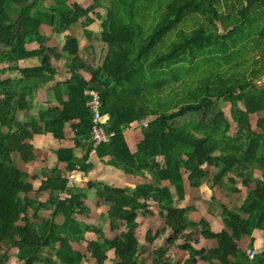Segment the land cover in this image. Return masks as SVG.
Listing matches in <instances>:
<instances>
[{
  "label": "trees",
  "instance_id": "trees-1",
  "mask_svg": "<svg viewBox=\"0 0 264 264\" xmlns=\"http://www.w3.org/2000/svg\"><path fill=\"white\" fill-rule=\"evenodd\" d=\"M69 2L54 0L42 7L38 0H0V46L7 49L0 59L17 65L38 57L42 63L38 68L20 69L21 80H4L0 72V264L9 263L13 249H18L21 264H86V255L73 246L83 242L89 244V264H107L111 252L113 264H146L148 258L151 261L147 264H181L166 257L167 248L180 240L185 243L178 248L189 254L184 264H198L199 260L264 264V250L251 260L238 245L244 237H252L254 230L264 231V114L258 121L261 133L250 124V114L264 113V85L258 84L264 76V0H110L106 18L96 11L102 6L101 0L88 7ZM191 14L196 15L192 18L200 26L187 33L181 26ZM96 19L101 21V41L108 46L102 66L94 69L81 63L71 69V79L61 87L69 99L62 109L41 112L44 127L36 119L21 123L17 112L29 109L27 97H31L25 82L55 72L52 50L45 46L47 39L40 33L41 27L49 25L55 34H63L80 21L88 27ZM174 30H180L179 40L158 51ZM33 42L41 48L28 51L26 46ZM63 51L78 61L77 38L67 37ZM81 70L91 73L90 81L80 75ZM203 70V75H210L196 88L185 91L182 100L161 102L162 89ZM89 89L99 93L101 113L109 116L106 131L113 134L108 143L97 146V155L110 157L105 162L127 174L153 180L134 188L88 182L89 188L96 187L101 200L110 203L112 230L121 224L125 228L112 240L102 228L77 218L78 214L90 213L85 192L60 197L61 192L70 190L68 176H47L40 188L51 190V194L42 203L28 195L33 190L30 179L36 175L21 169L14 158L19 155L30 162L35 158V148L29 142L35 135L52 133L61 138L68 122L79 121L73 127L77 144L88 142V147L82 159L70 156L68 169L80 164L83 170H90L93 165L87 161L94 145L93 115L85 94ZM221 101L231 105V118L237 124L234 135H230L232 125ZM149 118L142 142L131 152L125 129ZM63 153L72 155L70 149H62L60 159ZM212 167L217 169L214 175ZM256 171L262 176H256ZM186 175L192 188H200L206 180L230 193L239 191L240 181L249 188L243 204L233 208L223 205L225 230L214 232L206 218L192 221L189 214L195 206L175 205L169 186L161 185L167 181L174 187L177 200L182 201ZM151 200L158 205L164 228L147 230L141 243L137 216L139 212L153 214ZM45 207L52 209L49 218L39 214ZM60 214L64 221L58 224L56 216ZM166 231L165 246L147 250ZM90 233L96 236L92 241L87 238ZM198 234L217 241L218 247L196 249L189 240L196 243Z\"/></svg>",
  "mask_w": 264,
  "mask_h": 264
},
{
  "label": "crops",
  "instance_id": "crops-1",
  "mask_svg": "<svg viewBox=\"0 0 264 264\" xmlns=\"http://www.w3.org/2000/svg\"><path fill=\"white\" fill-rule=\"evenodd\" d=\"M77 2L83 7H88L92 4L90 0H70L69 3ZM42 7H47L43 6ZM105 7L104 5L98 7L96 11L102 16V18H106L107 9L105 13L102 11ZM93 17H97L96 14L92 13ZM81 22V23H80ZM77 24H74L68 31L63 34H55L53 32V28L49 25H43L40 29V33L47 39L45 46L51 49L52 52L49 54L51 55V66L55 70L53 76L44 75L39 79L25 82V85L28 87V90L31 93V97L28 95L27 101L29 109L27 110H19L17 112V117L21 123H29L32 119H36L39 122V126L44 127V124L41 122V112L45 111L47 108H56L62 109L63 103L67 102L69 97L67 93L64 91V84L68 82L72 77L71 69L80 66L81 63H84L87 67H93L94 69L100 68L107 56L108 53V46L101 41V26L99 19L91 24L88 27H84L82 21ZM67 37H75L78 40V47H79V60L73 61L74 57H70L66 52L63 51V47L66 43ZM41 48V45L38 42L30 43L26 46L28 51H36ZM6 48L0 46V57L3 52H6ZM58 56V57H57ZM16 64L13 62H7L0 59V72L1 77L4 80H21L23 75L20 69H30V68H38L41 67V59L38 57H31L18 62ZM80 75L86 80L90 81L92 76L91 73L85 70L80 71ZM264 83V76L258 79L259 83ZM37 83V84H36ZM260 85V84H259ZM63 87V88H61ZM88 91V90H87ZM87 91L85 94L87 95ZM241 107L244 108V105L240 104ZM229 105L227 111L224 109V112L230 117V121L232 122V127L235 129V133L237 132V124L232 121L231 112H230ZM264 113H254L250 114V124L252 129L258 133L262 131L258 128V121L259 118ZM109 117V116H108ZM108 117L106 116V121L108 123ZM255 118V121H254ZM146 121H151V118L146 119ZM145 121V122H146ZM136 123L129 127H127L124 131V136L127 140L129 148L131 152H135L137 150V146L140 142H142L144 138V129L146 128L144 123ZM79 121L68 122L65 125L63 137L58 138L55 137L52 133H43L37 134L33 137V139L29 142L34 145L35 148V158L30 162H24L19 155H15V161L17 165L23 169L24 171L28 172L31 176L36 175L35 178H31L30 181L33 184V190L28 193V195L37 201L45 203L48 201L51 190H41V185L43 181L46 180L47 176L54 175L56 173L62 174L63 176H68L70 178L71 175H75V179L73 181L69 180V192L75 191H83L87 194L84 198L86 205L90 209V213H83L78 214L77 218L80 221L87 223L89 225H93L102 230L105 233V236L112 240L123 231H125L124 226H120L119 229L112 230L111 227V218L108 216V211L110 208V203L101 200L96 194V187L89 188L88 182H99L103 181L109 185L125 188L130 187L134 188L138 184L151 182L153 181L150 176L143 177L138 175L127 174L123 169L117 168L113 165L106 163L110 157L100 158L97 153L96 155L90 153V158L87 162H90L93 167L85 171L80 168V164H77L75 169H68V163L71 160L70 156H73L75 159H82L85 156V151L88 147V142H85L83 145L77 144V135L74 132V126L78 125ZM86 145V146H84ZM65 151L66 149H70L72 151V155L69 153H63L64 157L61 159L58 156L59 151ZM213 175L217 172L215 167H212ZM258 173L257 176L261 177V171H256ZM255 172V175L257 174ZM185 182V199L182 201L177 200V195H175V190L173 186H170L167 181H162L161 185L169 186V189L175 198V205L180 207H186L187 205H194L196 210L190 212L189 217L192 221L198 223L201 221L202 218H206L207 221L210 223L211 228L214 232L220 233L226 229V225L224 223V218L222 216V210L218 211L215 208L210 209V205H214L216 202L219 204L227 205L229 207L239 206L243 204L245 198L247 197V193L249 189L246 191L244 190L239 184L237 187L240 189L237 193H230L226 190H222L219 187H212L210 184L207 187H210L211 194L205 188V182L200 188H192L189 186L187 175L184 177ZM247 189V187H246ZM194 190L199 191L200 193L195 194ZM24 196V195H23ZM205 196L208 198L206 199ZM228 198L230 201H228ZM193 200V201H192ZM192 201V202H191ZM150 203L154 201H149ZM157 204L156 202H154ZM203 204L207 205L208 207H204ZM209 204V205H208ZM158 206V205H157ZM152 206L150 204V209L152 210ZM153 211V210H152ZM52 209L51 208H42L39 212L43 217H50ZM33 213L30 210V215ZM157 217L153 215L144 216L141 212L137 216V221L140 225L137 234L142 228V224L145 223V219H149L148 217ZM32 221L34 219L32 218ZM64 221L63 215L56 216V223L61 224ZM164 222V219H163ZM154 224L149 227L147 230H152L155 232L158 229H162V227L157 228ZM164 228V226H163ZM116 232L119 234L116 235ZM188 231L187 233H189ZM169 231H166L161 238H157L153 244L151 245V250H156L165 246L164 242L168 238ZM195 237L197 238V242L195 243L193 239L189 241L196 249H216L218 247V242L215 240H206L200 234ZM94 234H88V240L92 241L95 239ZM194 238V239H195ZM183 245L185 243L184 240H180L175 242V246L178 244ZM88 243L83 242L81 244H73L75 250L81 251L84 255H86L87 260L85 261L86 264H89V248ZM239 248L246 252L249 250H256L260 255L264 250V231L256 229L253 232L252 237H244L239 243ZM174 246V247H175ZM173 246L168 247L166 257L172 260V262H180L184 264L185 260L189 257L188 252L183 251L177 248L180 251V254L177 255L178 259H173L174 255L171 254V249L174 248ZM18 250V249H17ZM174 249L175 252H178ZM18 254V253H17ZM112 255L113 252L109 253V262L107 264L112 263ZM182 256V260H179V257ZM13 261L14 259H10ZM19 260V259H18ZM198 264H210L209 262H205L199 260Z\"/></svg>",
  "mask_w": 264,
  "mask_h": 264
},
{
  "label": "rangeland",
  "instance_id": "rangeland-1",
  "mask_svg": "<svg viewBox=\"0 0 264 264\" xmlns=\"http://www.w3.org/2000/svg\"><path fill=\"white\" fill-rule=\"evenodd\" d=\"M38 2H39L40 5L42 4L43 6H46V5L49 6L51 3L54 2V0H38ZM90 2L93 3L94 0H90ZM101 2H102L101 3L102 6L103 5L105 6V7H103L104 9L102 10L105 13L106 5H108V3H110V0H101ZM193 16H196V15L195 14H191V15H189V17H187L185 19L184 23L181 26L182 29H183V31L185 30L188 33V32H191L192 29H195V28H197V27L200 26L198 24L197 19L196 18H192ZM179 32H180V30L179 31L178 30H174V31L170 32L166 36V38L164 39V42L165 43H163L161 45V48L158 51L165 50L167 48V46H169L173 41L179 40ZM256 51H257V53H255V54H258L259 53V50H256ZM204 71L205 70H203L202 71V74H200L198 76H194L193 78H187L185 81L171 84L170 86H167L164 89H162V92L160 94L161 95L160 96V100L162 99L161 102L167 101V100L169 101L170 99H173V98H177L178 100H182L183 97H184L185 91L188 92V91L196 88L198 82H199V85H200L201 84L200 81L206 75H210V74H206V75L204 74L203 75V72ZM259 84L260 85H264L263 81H262V83H259ZM220 103H221L222 108H224L227 111V109H228V107H229L230 104L225 103L223 101H221ZM227 114H228V111H227ZM229 121H230V117H229ZM254 121H255V118H254ZM230 123L232 124L231 121H230ZM234 134H235V129L232 127V130L230 132V135H234ZM158 159H160V158H158ZM258 173L256 174V176L258 175ZM209 184L211 185V181L206 180V182H205V185H206L205 188L211 194V190L212 189L210 187H207V185H209ZM251 185L254 186V183H252ZM239 186H241L246 191L249 189L248 187L246 189V186H244L241 181L239 183ZM239 191H240V189H239ZM194 193L195 194L200 193V190L197 191V192H196V190H194ZM205 198L208 199L206 196H205ZM228 201H230L229 198H228ZM150 204L153 207L152 208V210H153V214L152 215L153 216L155 215L157 217L153 218V217L150 216V217H148L149 219H145V221H144L145 223L142 224V228H141V230L139 232V235H138L141 243H144L145 242L144 240H145V235H146L147 229H149V227H151V225L154 224L155 226H157V228H160V227L163 228V226H164L163 217L160 216V214H159V208H158L157 204H155L154 202H152ZM203 206L206 207V208L208 207L205 204H203ZM209 207H210V209L211 208L213 209V208L216 207V209L218 211H221V210L223 211V206L221 204H219V202H216L214 205H210ZM231 208H233V207H231ZM155 226H153V228ZM157 228H154V229H157ZM117 234H119V233L116 232V235ZM198 237H200L199 234H198ZM189 241H191V240H189ZM180 245H181L180 243L177 246L173 245V247L175 246L174 248L171 249V251H172L171 254L174 255L173 259H178L177 255L180 254V251H178L177 248L180 247ZM151 248H152V246L149 245L148 248H147V250H151ZM174 249L177 250L178 252H175ZM17 253H18V250L17 249H13L11 251V254L10 255H11V258L14 259V260L13 261L10 260L8 264H21L20 261L18 260ZM151 255H152V253H150L148 255V257H151ZM182 259H183L182 256H180L179 257V260H182ZM150 261H151V259L148 258L146 262L147 263H150Z\"/></svg>",
  "mask_w": 264,
  "mask_h": 264
},
{
  "label": "built area",
  "instance_id": "built-area-1",
  "mask_svg": "<svg viewBox=\"0 0 264 264\" xmlns=\"http://www.w3.org/2000/svg\"><path fill=\"white\" fill-rule=\"evenodd\" d=\"M87 96L89 98V101L87 103V106L89 107L92 115H93V128L91 132V139L93 142V149H92V154L96 155L97 151L96 148L97 146L103 144V143H108L113 136V134L108 133L106 131V118L105 116L101 113V98L99 93L96 90L89 89L87 91ZM149 121H146L144 123L145 127L148 126ZM75 178V175H71L69 180L73 181ZM60 197L62 199L70 198L71 193L68 191H63L60 193ZM248 257L253 260L255 257L258 255V252L256 250H249L247 251Z\"/></svg>",
  "mask_w": 264,
  "mask_h": 264
}]
</instances>
